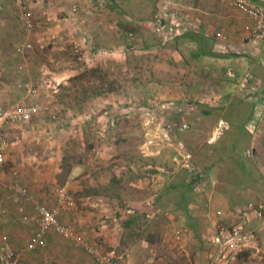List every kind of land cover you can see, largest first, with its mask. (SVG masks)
<instances>
[{
  "label": "rangeland",
  "instance_id": "1",
  "mask_svg": "<svg viewBox=\"0 0 264 264\" xmlns=\"http://www.w3.org/2000/svg\"><path fill=\"white\" fill-rule=\"evenodd\" d=\"M192 1L173 0L171 5L184 14L192 11L184 8L191 6ZM229 1L214 0V3L219 11L225 8L227 11L232 8ZM32 3L42 5L39 7L41 14H33L39 29L57 34L50 42L49 36H45L37 48L56 47L62 54L40 53L36 48L35 52L25 53L28 65L23 73L29 77L27 83L34 82L32 88L39 93L29 100L37 103L40 110L30 123H16L5 131V178L7 171L16 168L21 182L33 194H40L51 203L55 200L54 189L67 187L74 209L57 202L53 206L58 215L60 211L72 221L84 222L86 228L81 233L87 232L88 240L91 239L90 242L105 255H111L116 264H192L198 253L197 243H201V235L208 227V221L197 210L201 200L205 199L227 214L246 202L264 203V179L256 168L258 154H255L256 159L246 156L251 142L256 151L261 152L257 142L252 140V128L257 109L264 105V46L245 45L241 42L243 36L237 40L238 34L233 37L225 32L214 45L208 42L207 46L216 51L213 52L216 66H212L214 71L210 75H205L202 67L207 64L202 62H193L194 68L180 72L174 68V57L168 61L158 53L151 59L140 47L128 51L133 41L126 33L133 29L138 27L148 42L149 37L151 39L150 20L152 22L164 7V3L158 7L159 0H27L28 5ZM71 4L77 5L76 17L71 13L67 16ZM46 11H52V20H47ZM78 14L82 17L78 18ZM98 30L109 35L104 42L96 40L95 31ZM68 35L72 36V43ZM222 41L227 47L221 46ZM218 45L224 51H217ZM96 47L103 50L97 58ZM189 49L185 46V54L191 55ZM48 56L61 63L58 70L46 65L44 69H35L38 75L34 74L31 67L35 64L31 62L40 57L49 64ZM151 62L152 65L146 64ZM198 65L199 72L195 69ZM228 68L234 71L235 78L225 76ZM53 71L61 74L64 80L51 88L50 73ZM195 74L199 78L196 86L191 80ZM245 74L250 75V82L238 88L236 82ZM38 82H43L45 88ZM55 88L57 91L53 94ZM55 96L59 97L56 101ZM170 96H176L177 100H168L170 103L161 100ZM214 96L223 100L221 107L208 104L207 100ZM160 104H165L163 110ZM149 107L153 109L150 112ZM220 121L225 126L222 133L214 137ZM181 124L187 125L182 133L176 131ZM227 131L231 132V142L237 136L236 154L244 159L251 177L244 188L235 189L231 184L227 185V191H222L218 188V172L214 169L203 171L207 166L204 148ZM185 153L190 156V166L197 168L204 177L193 193L197 197L188 209L189 220L181 210L174 209L173 195L161 192L166 182L171 181L168 177L184 172ZM66 171L68 174L64 176ZM133 175L138 176L137 180ZM113 177L121 181V187L128 184L138 191L121 192L122 198L129 197V202L103 194L101 187ZM86 190L99 193L83 197ZM156 194L160 196L158 208L150 207ZM120 200L128 203L121 206ZM139 213H146L145 223L134 222L128 228L123 225L129 215ZM31 215L34 214L31 212ZM180 228L184 235L177 241L173 231ZM73 230L80 232L74 227ZM201 248L204 249L201 261L205 264L207 252L204 245Z\"/></svg>",
  "mask_w": 264,
  "mask_h": 264
},
{
  "label": "crops",
  "instance_id": "2",
  "mask_svg": "<svg viewBox=\"0 0 264 264\" xmlns=\"http://www.w3.org/2000/svg\"><path fill=\"white\" fill-rule=\"evenodd\" d=\"M75 1L80 2V0H75ZM255 2L264 6V0H255ZM162 3H164V7L163 8L161 7L162 12H160L159 14H161L163 18L167 20L169 19L170 16L178 17L177 16L178 13H180V11L183 12L180 9H173L172 7L173 5H171V3H174L173 0H159L158 7ZM215 3H214V0H193L191 6L185 5L184 7L185 10H188V8H191L192 11L185 12L184 14L183 13L179 14L180 18L190 19L194 24L198 25L199 26L198 32L188 31L186 32L187 34L183 33L180 35L178 34L173 35V34L168 33V34L163 35L162 33H159L154 29V25L152 24L150 20V24L148 26L150 29L151 39L149 37V42H148V40L145 39V35L143 36V34H141V32L139 31L138 27L137 28L135 27L136 29H133V31L128 32V34L131 35L129 39L133 41L128 51L133 52V51H136L137 47H140V50L144 52V54H147L146 57L150 56L149 58L151 59H154L155 55H157L158 53H161V55L165 56V58H167L168 61L169 60L171 61V58L174 57L175 58L174 62L176 63L175 65L176 67L174 68H176V70L180 72L181 70L187 71V69L191 67L194 68L193 62H196V64H199L200 62L206 63L207 66L202 67V68L203 69L205 68L204 70H206L205 75L207 76L210 75V73L214 71L212 66H216L215 64L216 57H214L215 56L214 54L209 56V55H202L199 53V42L197 41V39L199 38L198 35L201 34V35L206 36L213 45L214 43H216V40L213 38V35H214V32H216L217 30H219L222 35H225L227 33V35L234 37L236 34H238L239 35V37L237 38L238 40L240 39V36H243L246 34V27L248 24V21L245 18V16L237 9L229 8L226 11V8H225L222 11H219L220 9L219 7L216 6ZM71 5H72L71 6L72 8H70V10L68 11L69 13H67V16H69L71 13L73 17H76V13L78 12L76 8L77 5L75 4L74 5L71 4ZM41 6H42L41 4L37 5L36 3H32L29 5V8L32 9L33 14L35 15L37 12L38 14H41L40 12L42 11L39 8ZM62 6L64 8V5ZM230 12H233L234 14ZM18 15H19V9L13 0H0V105L2 106H9L18 101H24L28 103L29 101H31L29 100L30 97L27 96V90L29 87L34 86L33 84L34 82H32L31 85L27 83V81L29 80V77L27 76V74L23 73L27 68L26 59L24 58L26 56L25 54L24 55L17 54L16 47L18 46V44L22 42H30L33 45V48L26 52L27 54V53H31L32 51L35 52L34 50L35 48L39 50L36 45L40 43V41L45 36L47 37L49 36L48 40L50 42V40L53 38L55 39L57 35V34L51 35L52 31H49V29L40 30L38 25H35L36 29L34 28L33 31L26 32L18 21ZM44 15L47 16V20L53 19L52 11H49V12L46 11ZM77 16L78 18L82 17V15L80 16L79 14ZM84 18L85 16L83 17V20ZM54 20L57 21V19L55 18ZM222 26L226 30L217 29V27H222ZM95 32H96V40L98 41L104 42V40L109 36L103 33L102 30H98ZM69 34L71 35V33ZM128 34L126 37L129 36ZM87 36L88 35L85 34V37L88 40ZM92 37H94V35H92ZM111 39H114L113 36H111ZM72 42H73L72 36H69V43H72ZM76 42H74V44H76ZM228 42L230 43L231 40H229ZM185 46L190 47L189 50H192L191 55L185 54L184 52ZM221 46L225 47L226 43L222 41ZM64 49L66 50L67 47H65ZM58 50L59 49H57L56 47L49 46L43 50H39V52L42 53L44 51L46 54H50V52L53 51V52H58L62 54V51H58ZM94 51H95L96 58L102 55L103 53V50L101 48L94 49ZM211 52L216 53V51H214V47L211 48ZM41 59L42 58L40 57H37V58L35 57V59L31 62V65L33 64L36 65V67L35 65L31 67L32 69H34V74H37L35 69L40 70V67H42L41 69H44L43 66H46V65L53 69L57 68L58 70L59 64H61L60 62L58 63V60L55 57L51 58V56H48L49 62L53 63V65H50L51 63L46 64L45 62L41 61ZM42 60H45V59H42ZM55 63H58V65ZM152 63L153 62L146 63V64L152 65ZM135 67H136V64L134 63L133 68L135 69ZM18 69L23 70V71H18ZM153 69L156 70L155 67H153ZM165 69L166 68H164V70ZM195 69L198 70L199 72L200 70L199 65ZM130 70H131V67H130ZM50 74H51L50 75L51 79H50L49 87L51 88H54L55 85L58 86V83L64 80L63 78H60L61 74H59L58 72L53 71ZM196 74L195 76H192L191 78V80H193L194 82L193 85L195 86L199 83V78L197 77ZM64 76H66V73ZM163 76H165V79H166V75L164 74ZM167 80H168V77H167ZM39 83H42L40 85L42 86V88H45V85H43V82H38V84ZM159 83L161 84L162 81H160ZM64 84L66 85L67 82H64ZM149 85L152 86L151 84ZM63 89H64V92L67 91L66 87ZM56 91H57V88L54 89L53 94H55ZM150 91H148L147 93H150ZM176 95H177V91H176ZM175 97L176 96H170L169 98H166V99L161 98V100H165L167 103L168 102L170 103V101L168 100H171V99L177 100V98ZM56 99H59V97L55 96V101ZM152 102L153 104L155 103V101H152ZM174 103H176V101H174ZM12 125H6L3 128L4 136H6L5 131L12 128L13 127ZM5 148H6V145H5ZM5 148L3 152L4 163H3V169L0 172V178L4 182H10L11 180H13L11 172L16 170L18 173L17 180L20 183H22L20 180L19 171L16 168H11L9 171H7L8 175L6 176V178L4 177L5 176L3 174L5 173L4 165L7 162L6 161L7 159H5L7 158V155L5 153V150H6ZM146 181H149V180L146 179ZM152 181L153 180H151V182ZM148 184L151 185L150 181L148 182ZM192 188H193L192 193H196L194 191L198 188H196L195 186H193ZM55 191H56V188L53 191V197L55 199L53 203L46 200L45 198H41L42 195L40 194L38 195L36 193V195L35 194L34 195L36 196V198L38 199L40 203L50 208H54L53 205H56L57 203ZM161 192H163V190ZM3 194L4 193L0 192V197H2ZM155 196H156V199L160 197L158 194ZM156 199H154V202L153 200L150 202L151 203L150 207L155 206V208H158L156 206L157 205ZM207 202L205 199L201 200L200 208L197 209L200 213H202V217H204V219L208 221V227L205 230V232L201 235V243L200 241L199 243H197L198 247H196V250L198 251V253L195 255L194 257L195 260L192 262V264H202L201 256L204 252V249H203L204 247L203 248L201 247L203 245L205 246V252H207V259H208V256L210 255L212 251L211 237L214 233L215 227L218 224L222 223L227 226H238V227H241L247 230L258 228V222L254 220L251 215H249L247 212L244 211V207L250 202H246V204H242V207L239 205V207L237 206L235 208L230 209V213L232 212V214L230 213L227 214L223 210L217 208L215 205L213 206L212 203L209 204ZM1 203H2L1 205L7 206L8 213L7 215L0 216V245H2L3 243H6L9 248L19 253L20 255L19 264H41L43 261H44V264L45 263L47 264H93V260H89L88 257L85 255V253L81 249L75 247L71 242L63 240L57 236L50 235L48 237L47 245L44 249H40L37 251L28 250L27 245L31 237L34 234V231L36 228L35 225L33 223L26 224L20 221L19 217L17 216V212H16L17 201L14 197L11 199L10 202H8V204L3 203V202ZM152 203H154V205H152ZM190 207H192L191 204L189 205V208ZM27 210L30 214L32 212L35 215L34 211L30 207H27ZM217 211L222 212L223 216L217 217L216 216ZM58 217H59V221L63 225H68L72 229L74 227L78 232L80 231L79 233H77L73 230L76 236H81L82 234L81 231L86 228L85 227L86 225L84 224V222L80 221L82 223L81 224L79 222L77 223L76 222L77 220L75 221V219H73L72 221V219L69 218L68 216H63L62 213H60V211H59ZM71 224L73 226H71ZM189 228L190 227H187V229ZM176 232L180 233L179 239L176 238V235H175ZM183 233L184 231L182 230V228H180V230L173 231L174 238L177 241H181L183 239V235H184ZM90 240H88L89 243L95 246V244H92ZM51 242L53 244L52 246H50ZM233 264H264V228L262 229L259 228L256 230V236H255L252 246Z\"/></svg>",
  "mask_w": 264,
  "mask_h": 264
},
{
  "label": "built area",
  "instance_id": "3",
  "mask_svg": "<svg viewBox=\"0 0 264 264\" xmlns=\"http://www.w3.org/2000/svg\"><path fill=\"white\" fill-rule=\"evenodd\" d=\"M19 9L18 21L26 32H31L35 28V17L30 10L27 0H13ZM229 4L232 8L240 11L248 21L246 27V34L243 35L241 42L245 45L263 47L264 46V6L255 2V0H230ZM162 12V9L161 11ZM159 12V13H160ZM170 16L169 19L163 18L161 14H156L152 24L154 29L165 34L180 35L188 31L198 32L199 26L194 24L190 19H182ZM129 35V34H128ZM131 37V35H129ZM221 33H215L213 38L220 39ZM33 45L30 42L19 43L16 47V52L19 55H24L27 51L31 50ZM217 51H224L223 47L218 45ZM225 76L228 79L235 78V73L232 69H226ZM250 82V75L245 74L239 82H236L238 88L247 85ZM37 89L29 87L27 90L28 97H35ZM218 96H214L207 100L208 104L212 107H221L223 102ZM148 108V107H147ZM160 109L165 108V104H160ZM40 110V106L35 102L18 101L9 106L0 105V172L3 169L4 163V148L6 145L3 128L6 125L16 123H29ZM149 107V112L152 111ZM161 110V111H162ZM225 124L220 121L218 123L214 137L220 135ZM187 129L186 124H181L176 131L184 132ZM252 140L257 142V146L261 148V152H257L254 144L251 142L250 150L246 156L256 159L255 154H258L257 170L260 176L264 179V105L259 107L253 121ZM172 130V129H170ZM184 169L188 172L190 184L198 187L202 181L203 176L200 171L194 170L191 167L190 156L185 153L184 156ZM194 171V172H193ZM193 172V177L189 174ZM12 179L10 182H4L0 178V192L4 193L0 197V216L7 215L8 210L6 205L14 197L17 201L16 212L20 221L26 224L33 223L35 231L31 237L27 249L30 251H37L44 249L47 245L48 237L50 235L57 236L63 240L71 242L75 247L80 248L87 256L93 260V264H116L111 255H105L102 251L91 245L87 240V232H83L81 236H76L73 229L68 225H63L59 221L58 211L56 208H50L38 201L35 195L25 185L20 183L17 171H12ZM56 200L59 205L67 209H74V201L69 193L67 187H58L55 191ZM27 207H30L35 216H31ZM244 211L252 216L258 222L256 229H244L238 226H227L218 224L215 227L214 233L211 237L212 251L208 256L206 264H233L235 263L253 244L256 236V230L264 228V203H248L244 207ZM217 217L223 216L220 211L216 212ZM176 238L179 239L180 233H175ZM20 255L13 249L9 248L6 243L0 245V264H19ZM47 264V263H45Z\"/></svg>",
  "mask_w": 264,
  "mask_h": 264
},
{
  "label": "trees",
  "instance_id": "4",
  "mask_svg": "<svg viewBox=\"0 0 264 264\" xmlns=\"http://www.w3.org/2000/svg\"><path fill=\"white\" fill-rule=\"evenodd\" d=\"M126 36H127V33H126ZM198 36L199 38L197 39V41L199 42V53L202 55H209V56L213 55V53L211 52V48L207 46L208 42L210 43L209 39L206 36L201 35V34H199ZM212 110H215V109H212ZM211 112L212 111H208L207 113L210 114ZM230 135H231V132L227 131L225 134L223 133L220 139H213L204 148V152L206 153L205 158L207 160V166L203 168L204 169L203 171L208 172L214 169L218 172V180H217L219 184L218 188L219 190H222V191L224 190L227 191V188H228L227 185L230 186L231 184H233V187H235V189L244 188L246 184L248 183V179L251 177L249 173V171L251 170L248 169V167L243 163L244 159H241V157L237 156L236 154L235 143L237 142V136H236V140L232 139V142H231L230 137H229ZM194 170H196L195 173L199 171L197 168H195ZM184 172H179L177 174L175 173L172 176L168 177V179L171 178V181L166 182L165 184L166 188L163 190L162 194L163 195L172 194L173 199H171V203L173 204L174 209L181 210L183 214H185L188 218L189 205L192 204V202L196 201V196L193 195L192 193V189H193L192 187L194 186V184H190V183L187 184L189 175L186 170H184ZM193 172H189V174L191 175L193 174ZM200 173L203 174L202 172ZM67 174H68V171H66L64 176H67ZM133 176L137 180L138 176H135V175ZM164 176L166 177V175ZM191 176H192L191 178L195 179L193 175ZM120 182L121 181H119V179H116L114 177L111 178L109 183L101 187V189L104 190L103 194L107 193L106 195L107 198L116 197V198L124 200L123 202H126L127 200L129 202V199H128L129 197L122 198L121 192L126 190V194H130L133 191L135 192H138V191L128 184L124 185V187H121ZM91 193L95 194L99 192H97V190H93V191L86 190V193L82 194V196L85 197ZM156 201L155 202L158 205L159 198L156 199ZM127 203H122L120 200L121 206H124ZM145 216H146V213L129 215L126 221L123 223V225L126 228H128L131 226V223H134V222H139L140 224H143L146 222ZM134 234L137 236L135 232ZM87 240H88V235H87Z\"/></svg>",
  "mask_w": 264,
  "mask_h": 264
}]
</instances>
